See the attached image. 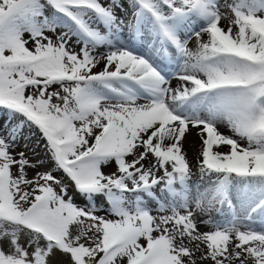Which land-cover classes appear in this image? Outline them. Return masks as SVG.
I'll use <instances>...</instances> for the list:
<instances>
[{
	"label": "snow or ice",
	"instance_id": "6c2138e0",
	"mask_svg": "<svg viewBox=\"0 0 264 264\" xmlns=\"http://www.w3.org/2000/svg\"><path fill=\"white\" fill-rule=\"evenodd\" d=\"M0 264H264V0H0Z\"/></svg>",
	"mask_w": 264,
	"mask_h": 264
},
{
	"label": "bare ground",
	"instance_id": "6f19581e",
	"mask_svg": "<svg viewBox=\"0 0 264 264\" xmlns=\"http://www.w3.org/2000/svg\"><path fill=\"white\" fill-rule=\"evenodd\" d=\"M198 144V137H196L195 135H193V137H191L189 139V144L186 145V147L189 149V147ZM192 149V148H191ZM189 158L193 161V163H195V154L193 153H188Z\"/></svg>",
	"mask_w": 264,
	"mask_h": 264
},
{
	"label": "rangeland",
	"instance_id": "374dc122",
	"mask_svg": "<svg viewBox=\"0 0 264 264\" xmlns=\"http://www.w3.org/2000/svg\"><path fill=\"white\" fill-rule=\"evenodd\" d=\"M191 148H192V149H191ZM187 150H188V153H193V154L196 153V148L193 147V146L189 147V149L187 148Z\"/></svg>",
	"mask_w": 264,
	"mask_h": 264
}]
</instances>
